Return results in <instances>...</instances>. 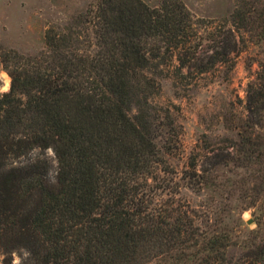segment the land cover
Listing matches in <instances>:
<instances>
[{"label":"trees","instance_id":"1","mask_svg":"<svg viewBox=\"0 0 264 264\" xmlns=\"http://www.w3.org/2000/svg\"><path fill=\"white\" fill-rule=\"evenodd\" d=\"M246 32V36H245ZM264 36V0H239L221 19L196 16L183 0H93L63 28L48 27L36 53L0 50L10 76L0 92V252L15 264H264V238L238 241L200 223L178 193L215 181L216 166L264 174V135L246 129L218 144L211 167L197 152L181 171L166 157L181 149L171 105L152 102L170 69L188 86L225 74L245 41ZM246 121L262 127L264 62L246 93ZM52 148L55 174L44 153Z\"/></svg>","mask_w":264,"mask_h":264},{"label":"rangeland","instance_id":"2","mask_svg":"<svg viewBox=\"0 0 264 264\" xmlns=\"http://www.w3.org/2000/svg\"><path fill=\"white\" fill-rule=\"evenodd\" d=\"M93 0H0V50L15 49L21 53H36L43 46L48 27L63 28L72 16L86 8ZM157 5L159 0H145ZM199 17L221 19L227 16L239 0H183ZM245 32V36H246ZM227 74L214 69L192 81L187 87L176 82L170 69L157 76L160 89L151 96L157 105H171L176 122L181 127V149L166 153L177 170L187 166L189 154L197 152L199 165L211 167L212 148L228 143L246 129L251 134L264 135L262 127L250 126L246 121V93L256 78L260 63L264 62V36L245 41ZM10 76L0 58V92L7 90ZM243 132V131H242ZM264 140V139H263ZM51 162L50 174H55L57 159L52 148L44 152ZM262 163L256 160L246 167L231 161L216 166L217 178L200 190H194L182 180L179 195L200 209L199 222L214 230L229 232L238 241L264 238V174ZM243 247L227 249L223 264H234ZM23 250L12 253L13 264L22 261ZM4 254L0 252V264ZM175 264H195L194 257H186Z\"/></svg>","mask_w":264,"mask_h":264}]
</instances>
